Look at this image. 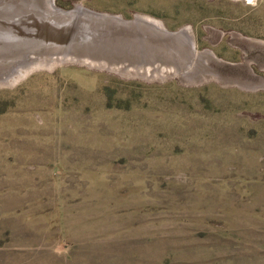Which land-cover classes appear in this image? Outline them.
<instances>
[{
    "label": "rangeland",
    "instance_id": "374dc122",
    "mask_svg": "<svg viewBox=\"0 0 264 264\" xmlns=\"http://www.w3.org/2000/svg\"><path fill=\"white\" fill-rule=\"evenodd\" d=\"M53 1L208 54L161 78L60 62L46 0H0V264H264V0Z\"/></svg>",
    "mask_w": 264,
    "mask_h": 264
},
{
    "label": "water",
    "instance_id": "95a60500",
    "mask_svg": "<svg viewBox=\"0 0 264 264\" xmlns=\"http://www.w3.org/2000/svg\"><path fill=\"white\" fill-rule=\"evenodd\" d=\"M134 19L143 22L145 26L129 27L130 29H128L129 31L126 32V35L95 36V39L88 40L89 42H80L79 40L77 41V39L76 41L71 40L68 42L67 39L63 37V31L55 34L49 31L48 27L41 26L38 31L42 34L40 35L41 40L42 37H45L44 40H47L45 44L48 42L56 43L62 50L55 53L64 54V57L60 58V62L76 61L98 70H106L120 75H138L145 78L153 77V72L160 77V73L163 72L160 67L162 65H169L172 67V70L171 68L168 69L169 71L166 75L183 76L180 68H174L171 65L173 61L170 56H175L173 51H168L169 46L171 44L174 45L177 39L166 34L165 28L151 19H147L140 15L135 16ZM48 32L52 33V35L46 38L45 35H47ZM190 33L187 34V41H189V47L190 43H192L190 47L192 50L194 49V42ZM165 42L168 43L166 44ZM131 49L134 50L132 51ZM177 51L179 52V50ZM40 53H42V51L36 49L31 53L33 56L28 53L26 59L31 63ZM49 54L51 53H48V55ZM58 60L59 59H57V61ZM9 63L10 62L7 60L3 61L0 65V72H2ZM147 72L150 76L145 75ZM4 81H6V78L4 74H1L0 83H4Z\"/></svg>",
    "mask_w": 264,
    "mask_h": 264
},
{
    "label": "bare ground",
    "instance_id": "6f19581e",
    "mask_svg": "<svg viewBox=\"0 0 264 264\" xmlns=\"http://www.w3.org/2000/svg\"><path fill=\"white\" fill-rule=\"evenodd\" d=\"M46 4L52 9V13L47 14V12H46L45 15L47 17H49V19L54 20L53 22L55 23V26H53V29L48 28V30L55 33V34L63 31V35H64V32L69 34V32L74 30L77 32V35H80L82 37V38L81 37H79V38L83 39L84 42H87L88 40L95 39V36H101V35H103V36H105V35L109 36L110 35L111 36V35H117V33L119 34L122 32H127V31H129L128 29H130L129 27H133V26L144 27L145 26V24L139 20L138 21L135 19L125 20V19L121 18L120 16H113V15H107V14H103V13H97V12H94V11H91L88 9H83L80 5H76V7L70 11H66V10H63V9L56 7L53 0H46ZM80 9H83L85 11L83 13H78V11ZM41 16L42 15H40V17ZM42 17H44V16H42ZM143 17L155 21V23L159 24L160 26H162L164 28V26L162 25L161 22H158L157 20L150 18V17L148 18V16H143ZM81 18L83 19L82 21H80ZM75 21H77V24L72 25V22H75ZM84 22H86L87 25L88 24H90V25L94 24L95 25V24L99 23V24L107 26V27L100 28L101 31H95L94 28L93 27L90 28V26H83L82 28L81 27L79 28L77 26V25L81 26ZM61 23H67V26H65V27L56 26L57 24L59 25ZM55 27H59V28L56 29ZM82 29H84V30H82ZM113 29L117 30V31L113 32L112 31ZM189 33H190L189 28H182L181 31L178 30L176 32H171V31L166 30V34L177 39L175 41V44H174L175 46L171 44L169 46L168 51L169 50L173 51L174 55H175L176 53H178L177 50H179L180 53H185V54H183L184 57H187L188 59L190 58V59H192V61H193V58H195V57H198V59H199V57L206 56V54H208V52L207 53H198L195 50L194 46H193L194 49H192V50L190 49L192 43H190V47H189V41H187V38H188L187 34H189ZM80 42H82V41H80ZM165 43L167 44L168 42H165ZM49 55H50L49 58H51L50 61H52L53 60L52 54H49ZM55 55L57 56V58L58 57H64L63 53L62 54H55ZM209 55H211L210 52H209ZM48 59H47V61H49ZM39 60H40L39 63L41 64V62H42L41 58ZM178 61H179V59H178ZM172 65L174 68L175 67L180 68V66H179L180 64H178L177 62L173 61Z\"/></svg>",
    "mask_w": 264,
    "mask_h": 264
}]
</instances>
